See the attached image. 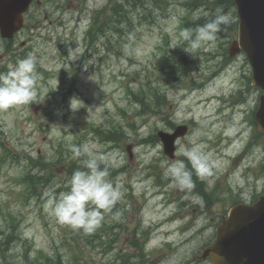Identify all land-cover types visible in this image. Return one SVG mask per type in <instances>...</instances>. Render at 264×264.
Segmentation results:
<instances>
[{
    "label": "rangeland",
    "instance_id": "374dc122",
    "mask_svg": "<svg viewBox=\"0 0 264 264\" xmlns=\"http://www.w3.org/2000/svg\"><path fill=\"white\" fill-rule=\"evenodd\" d=\"M114 1L49 0L27 20L28 29L20 31L12 45L17 60L29 54L36 57L39 103L0 110V230L6 232L12 217L21 237L8 245L4 258L0 254V264H37L40 251L47 255L60 253L64 261L76 257V261L98 263L110 262L117 254L127 252L130 261L135 262L136 245L130 234L135 226L144 230L148 224L156 236L149 244L145 264H180L190 255H198L211 240L213 226L204 224H213L217 211L225 213L232 202L214 200L207 211L204 199L195 195L193 186H175L166 174V165L181 161L180 156L189 161L182 148L191 147L193 140L203 144L217 162L213 176L198 175L206 190L217 185L220 197L233 195L243 200L264 190V141L256 137L255 143H249L256 133L251 113L260 90L249 82L251 71L244 54L223 63L230 41L236 36L234 28L224 26L207 50L191 49L186 42L173 48L190 61L187 74L173 85L158 67L164 54H169L162 52V47L171 49L184 29L183 19H209L206 14L222 12L230 15L232 22L236 18L233 8L225 3L214 4V0H203L204 4L192 9L184 3L193 0H136L135 8L126 4V16L123 8L121 14L109 19ZM95 17L94 25L101 26L102 18L109 19L108 24L117 30L107 28L90 42L84 33ZM19 41L25 42L27 50H17ZM165 41L168 45H163ZM8 45L0 37V72H6L10 63ZM148 86L163 91L165 101L154 104L145 94L144 113L134 96ZM218 93H224L223 100L212 97ZM217 103L224 109L217 111ZM37 105L39 108L34 110ZM168 120L175 125H189L187 133L176 141L178 158L174 160L166 157L154 137L157 130L170 129ZM111 127L122 129L125 136L115 144L100 141L95 129ZM242 127L246 129L240 137L249 143L245 152L235 135ZM229 137L236 139L227 140ZM83 143L112 158L113 168L125 167V171L114 175L115 179L108 177L122 186L124 195L118 202V212L127 227L124 231L113 229L119 239L110 253H106L102 232L100 240H89V234L57 223L45 208L47 194L66 191L71 177L65 162L55 161L56 157L60 153L73 159L71 147ZM128 143H132V160L127 159ZM27 154L44 157L49 164L54 162V174H48L45 185L37 189L38 195L25 193L19 183ZM74 161L80 165L79 160ZM119 219H113V212L106 213L97 230L117 224Z\"/></svg>",
    "mask_w": 264,
    "mask_h": 264
},
{
    "label": "clouds",
    "instance_id": "9594fccd",
    "mask_svg": "<svg viewBox=\"0 0 264 264\" xmlns=\"http://www.w3.org/2000/svg\"><path fill=\"white\" fill-rule=\"evenodd\" d=\"M210 15L207 22L197 24L195 28H184L171 48L181 47L186 42L191 49L207 50L217 40V34L224 26L231 23L228 14L218 12ZM199 20L200 17H194ZM36 57L29 54L7 65L6 72H0V110H8L19 105L39 103L37 92ZM203 144L191 141V147H183L182 154L191 162L192 168L201 177H211L217 162L212 154L204 150ZM72 158L80 162V167L73 171L66 182V191L58 195L48 193L46 210L56 222L73 230L90 234L98 229L106 213H112L114 207L123 198L122 186L109 180V169L115 161L106 154L93 150L88 143L73 145L70 149ZM103 165V167H101ZM166 174L175 186L191 188L192 172L183 161H175L166 165ZM120 213H113V219L118 220Z\"/></svg>",
    "mask_w": 264,
    "mask_h": 264
},
{
    "label": "water",
    "instance_id": "95a60500",
    "mask_svg": "<svg viewBox=\"0 0 264 264\" xmlns=\"http://www.w3.org/2000/svg\"><path fill=\"white\" fill-rule=\"evenodd\" d=\"M233 1L239 18L238 40L232 42L230 53L245 51L252 67L251 83L263 90L255 121L257 130L264 134V0ZM2 5L0 13L7 11ZM15 22L16 19L0 14L1 34L11 36L17 28ZM184 131V126H178L173 134L158 133L165 153L172 155L173 141ZM203 256H209L213 264H264V193L250 206L237 204L231 209Z\"/></svg>",
    "mask_w": 264,
    "mask_h": 264
},
{
    "label": "trees",
    "instance_id": "16d2710c",
    "mask_svg": "<svg viewBox=\"0 0 264 264\" xmlns=\"http://www.w3.org/2000/svg\"><path fill=\"white\" fill-rule=\"evenodd\" d=\"M219 1H223V0H219ZM229 2L232 4L231 0H225V3ZM169 51V50H168ZM176 54L173 50L169 51V54H164V60L161 62V65H163V69L164 72L166 74V79L167 82H169L170 84H172V82H174L176 79L179 80V74L181 73L180 71V67H181V60L179 55ZM183 68V67H182ZM138 96L140 95L142 98H144V95H148L153 101L154 104L157 103H163L164 101H160V99L163 100V94H161L160 92H158L155 88H152L150 86H148V89H141L138 93ZM141 101L144 102V99H141ZM69 157H66V159H68ZM39 165L40 167H45L46 165L41 162L39 159H37L35 161L34 166ZM67 169L68 172L72 171L75 169V161L71 160L69 158V162L67 163ZM41 177H39L38 175H31L30 174H25L21 177V181L24 182L25 184H27L28 189L31 190L32 193H35V189L36 186L35 184L38 183L40 181ZM111 226H103L101 229L99 230H95L93 232V235H90L89 240H100L102 234L105 235L106 237V246L109 244V242L113 241L114 237L110 236V233L112 232ZM97 231V232H96ZM100 231V232H99ZM108 237L110 238V240L108 241ZM88 240V241H89ZM8 242V241H7ZM93 246V245H92ZM109 246V245H108ZM108 247H106V251H107ZM40 254H42L40 252ZM41 264H109L106 262H100V263H96L94 261H88L86 259L80 260V261H76V257H73L70 261H64L63 257L61 254L56 253L54 255H46V254H42V256L40 257ZM6 264H13L11 262H7ZM119 264H126L125 262L119 263ZM128 264V263H127Z\"/></svg>",
    "mask_w": 264,
    "mask_h": 264
},
{
    "label": "flooded vegetation",
    "instance_id": "af4514ba",
    "mask_svg": "<svg viewBox=\"0 0 264 264\" xmlns=\"http://www.w3.org/2000/svg\"><path fill=\"white\" fill-rule=\"evenodd\" d=\"M44 2H45L44 0H38L36 3L40 4V3H44ZM19 45H17V50L20 49V48L23 49L24 41L19 42ZM17 54H20V52L18 51ZM22 56H24V55L22 54ZM10 57L12 59L13 58L16 59L17 58L16 51L11 50ZM180 264H211V263H210L209 259L203 260V259L199 258V255H190L188 258H186V260H184Z\"/></svg>",
    "mask_w": 264,
    "mask_h": 264
},
{
    "label": "bare ground",
    "instance_id": "6f19581e",
    "mask_svg": "<svg viewBox=\"0 0 264 264\" xmlns=\"http://www.w3.org/2000/svg\"><path fill=\"white\" fill-rule=\"evenodd\" d=\"M211 99V98H210ZM207 102V101H206ZM203 103V102H202ZM200 105V104H199ZM202 105V104H201ZM206 124V123H205Z\"/></svg>",
    "mask_w": 264,
    "mask_h": 264
}]
</instances>
